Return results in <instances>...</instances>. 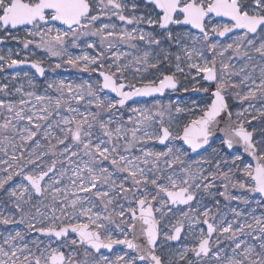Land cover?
<instances>
[{
  "label": "snow or ice",
  "instance_id": "obj_1",
  "mask_svg": "<svg viewBox=\"0 0 264 264\" xmlns=\"http://www.w3.org/2000/svg\"><path fill=\"white\" fill-rule=\"evenodd\" d=\"M5 40L89 79L38 93L43 60L0 55L35 70L0 85V264H264V0H0ZM177 74L205 99L129 104Z\"/></svg>",
  "mask_w": 264,
  "mask_h": 264
},
{
  "label": "rangeland",
  "instance_id": "obj_2",
  "mask_svg": "<svg viewBox=\"0 0 264 264\" xmlns=\"http://www.w3.org/2000/svg\"><path fill=\"white\" fill-rule=\"evenodd\" d=\"M104 22H108L107 19H105ZM112 23L116 24L117 28H132V25H126L123 22H120L118 19L115 17L112 18ZM146 27V26H142ZM19 36L23 38L24 33L20 32ZM95 38H83L82 41H80V46L79 47H71L69 46V51L73 55H80L83 51H88L92 52L91 49H85L86 44L84 43L85 40H94ZM230 42V41H229ZM85 47V48H84ZM9 50H11L12 53L20 52L19 57H14V58H19L23 59L27 57L29 60H36V59H41L44 62V66L46 68V75L45 77L38 78L35 83H37L38 87L35 89L38 93H42L44 91V87L46 86L47 80L50 79H65L68 81H72L74 83H80L84 80L89 79V74L80 72L78 69L73 68L69 65L63 64L61 68L56 69L55 64L58 63L59 61L56 60L55 58H49L42 50L35 49L34 46H30V50H22V45L19 44L17 41L13 40H5L3 43H0V55H5L7 56ZM127 50V49H124ZM35 51V55L32 54V52ZM173 51H177L176 49H173ZM227 55V54H226ZM174 63V62H173ZM233 64L236 65L237 70L241 67V63L237 60L232 61ZM219 66V65H218ZM187 71V69H186ZM19 72L21 75L18 79H12V77ZM28 72L29 75H33L35 70L32 69L28 65H21L16 68H5L3 72H0V85H3L7 83L9 85V91L13 92L16 87L23 86L25 91H30L28 87V77H24L23 73ZM195 73H193L194 75ZM95 74H93L94 76ZM177 78L180 82V87L178 91H171L167 90L163 96H156V97H143V98H137L135 99V103L132 101L129 102V104L132 107H149L154 109V105L157 100L162 102L163 104L167 105L169 103L173 105H179V106H192V101L195 100L197 102H201L205 99V94L201 91H195L194 87H198V85L195 84V82L191 79V77H185L183 75L177 74ZM202 83V82H201ZM184 88H188V91H184ZM0 98H3L2 95H0ZM19 97L16 95H12L11 99H18ZM230 105H235V107L232 108L233 112L236 110H239L241 107L239 105V102L230 100L229 101ZM253 104L256 105V108L264 107V104L261 103L260 100H255L252 101ZM243 107L247 108L248 107V102H245L243 104ZM253 116H257L258 118L256 120H253V124H258L260 122L261 118L258 116V113L255 110H251ZM127 115V113H126ZM218 143V141H217ZM163 146L156 145L157 150L162 149ZM210 152V150H209ZM194 159H200L199 156L196 154H192ZM203 155L208 156V153H203ZM210 158V157H209ZM205 167H208V165H205ZM222 190V189H221ZM215 191V189H214ZM233 195H241V190L239 189H231L230 190ZM217 199L220 200V205H219V211L220 214H226L229 219H231V208H238L240 211H243L247 213L250 209H248L241 201L238 200H233V204L231 203L232 201H226L223 197H217ZM209 203V206L211 207L212 204L210 201H206ZM252 208L256 209V214L260 215L262 212H264V207H257L255 204H252ZM213 211L215 212L216 209L214 208ZM179 215V214H178ZM35 235V234H33ZM190 242V241H186ZM224 247H228L230 244V241L224 240L223 242ZM175 247H179L178 244L174 245Z\"/></svg>",
  "mask_w": 264,
  "mask_h": 264
},
{
  "label": "bare ground",
  "instance_id": "obj_3",
  "mask_svg": "<svg viewBox=\"0 0 264 264\" xmlns=\"http://www.w3.org/2000/svg\"><path fill=\"white\" fill-rule=\"evenodd\" d=\"M85 48V47H84ZM85 49H87V47L85 48ZM237 111V110H236ZM237 210H238V208H236ZM240 210V209H239Z\"/></svg>",
  "mask_w": 264,
  "mask_h": 264
},
{
  "label": "water",
  "instance_id": "obj_4",
  "mask_svg": "<svg viewBox=\"0 0 264 264\" xmlns=\"http://www.w3.org/2000/svg\"><path fill=\"white\" fill-rule=\"evenodd\" d=\"M29 66V65H28ZM137 98H143V97H137ZM137 98H135V99H137Z\"/></svg>",
  "mask_w": 264,
  "mask_h": 264
}]
</instances>
